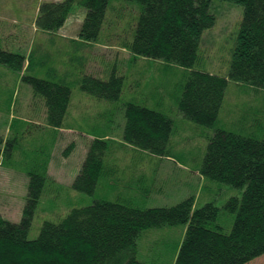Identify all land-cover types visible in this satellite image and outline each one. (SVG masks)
Returning <instances> with one entry per match:
<instances>
[{"label":"trees","instance_id":"16d2710c","mask_svg":"<svg viewBox=\"0 0 264 264\" xmlns=\"http://www.w3.org/2000/svg\"><path fill=\"white\" fill-rule=\"evenodd\" d=\"M111 1H42L34 25L42 32L56 33L77 5L85 11L78 40L88 44L98 41L108 11L115 28L124 24L127 15L136 17L139 13L136 24L135 20L129 24L134 23L131 40L125 38L120 46L134 57L186 70L175 98L178 112L186 120L213 130L198 173L242 189L240 198L230 197L223 207L235 214L231 231L225 233L217 224L220 208L211 202L194 208L192 196L170 207L153 208L98 199L71 209L58 222H43L38 236L29 239L34 210L51 181L46 153L44 161L26 170L27 197L20 221L0 216V264H154L138 258V240L145 231L179 225H184L185 231L173 264H245L263 255L264 125L259 127L260 136L255 131L224 129L219 127V113L229 80L264 90V0H224L243 8L226 77L195 68L202 34L216 20L210 11L212 0H119L123 3L118 6ZM127 8L136 14L124 12ZM31 62L30 55L26 58L0 46V65L21 73L32 66ZM21 79L43 104L46 127L62 128L71 85L29 75ZM79 86L88 95L113 103L121 98L124 77L116 72L106 80L83 75ZM124 106L123 140L156 157H170L173 120L160 110L132 101ZM103 137H95L88 147L72 183L78 192L92 195L109 170L105 166L109 142Z\"/></svg>","mask_w":264,"mask_h":264},{"label":"rangeland","instance_id":"374dc122","mask_svg":"<svg viewBox=\"0 0 264 264\" xmlns=\"http://www.w3.org/2000/svg\"><path fill=\"white\" fill-rule=\"evenodd\" d=\"M42 1L62 0H0V46L21 52L26 58L30 55L32 61V66L21 73L0 65V216L20 221L27 197L26 170L44 161V155L49 153L48 175L53 183L46 184L38 200L29 239L38 236L43 222H58L71 209L91 205L94 200H119L134 207L153 208L170 207L190 196L194 208L208 202L220 208L217 224L229 233L235 214L223 207L230 197L240 198L242 189L198 173L213 130L186 120L178 112L175 98L180 94L178 88L186 70L134 57L120 46L125 38L131 40L134 23L129 24L132 20L136 24L139 13L136 17L127 15L124 24L115 28L108 11L98 41L87 44L78 40L85 11L77 5L56 33L38 30L34 20ZM119 3L123 2L111 1V5ZM126 11L136 14L133 8ZM210 11L216 20L202 34L195 68L226 77L243 8L212 0ZM112 72L124 77L119 101L98 100L80 89L83 75L106 80ZM23 75L71 85L62 128L46 127L45 108L33 97L30 85L21 79ZM131 101L160 110L173 120L170 157H156L123 140L124 103ZM263 125L264 90L229 80L219 127L255 131L260 136L259 127ZM98 136L109 142L110 153L105 157L109 170L100 178L95 192L87 195L75 190L72 183L91 141ZM182 227L185 226L145 231L137 242L138 258L154 264H173L184 236ZM263 263L264 254L245 264Z\"/></svg>","mask_w":264,"mask_h":264},{"label":"crops","instance_id":"0c3cea01","mask_svg":"<svg viewBox=\"0 0 264 264\" xmlns=\"http://www.w3.org/2000/svg\"><path fill=\"white\" fill-rule=\"evenodd\" d=\"M183 230V229H182Z\"/></svg>","mask_w":264,"mask_h":264}]
</instances>
